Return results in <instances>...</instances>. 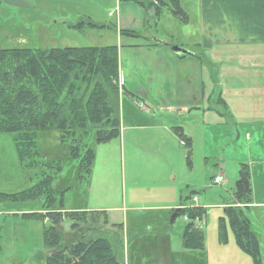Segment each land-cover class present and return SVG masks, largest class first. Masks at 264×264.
<instances>
[{"label": "crops", "instance_id": "obj_1", "mask_svg": "<svg viewBox=\"0 0 264 264\" xmlns=\"http://www.w3.org/2000/svg\"><path fill=\"white\" fill-rule=\"evenodd\" d=\"M78 1L86 2L77 0L75 4ZM180 1L189 16L185 23L175 17L169 9L164 10L157 22L140 4L114 0L113 7L105 12L106 17L114 19L112 28H103L115 30V41L111 45H118L119 48L120 80L123 86L121 92L124 94L122 96L124 119L121 122L119 136L121 137L123 131L127 130L125 134L131 131L129 136L131 144L141 142L144 146V149L142 147L144 154L132 155L131 161L150 164H156L157 160L161 161L160 169L153 168L150 173L159 172L162 177L160 198H156L158 202L153 205L127 206L126 196L124 202L118 206L88 204L87 201L84 205L81 201L80 205L65 207L62 212L81 210L89 213V217L95 212L108 213L109 210L123 213L122 221L106 224L107 229L111 225V231L122 234L123 240L121 244L119 243V249L114 246V242L112 243L119 255L120 264H233L232 258L237 261L236 264H251L246 253L243 251L241 253L238 246L236 249L233 248L235 242L231 246L229 232L228 243L218 238L214 231L210 234L207 220L200 224V227L197 226L203 232L204 244L201 248H186L183 245V230L187 222L181 226L176 237L172 236V230L181 215L180 210L184 207L200 206L207 211L214 208L213 206H218L225 212V207L233 200V193L230 194V198H224L219 202L207 198L200 199L196 195L201 187L209 186L217 174H224L225 182L226 180L228 182V177L225 164L210 165V155L203 153L205 177L203 182L199 183L198 177L192 174L194 150L199 142L186 130L200 115L203 116L204 123L218 121L219 113L216 110V102L213 101V88L207 91L205 87L207 71H213L216 65L220 67L223 64L225 69H240L242 72H245L243 69L249 68L264 69V0ZM0 2L15 8L33 10H36L39 4V0ZM74 11L83 18L90 17L96 23H108L103 18L104 21H98L101 19H96L94 13L88 9ZM20 22L19 29L23 33L22 18ZM2 23L0 17V31ZM73 24L75 23H70L69 26L74 27ZM121 29L139 31L142 32V36L124 35L121 34ZM160 30L163 34L159 33ZM36 31H40V26L36 27ZM23 37H20L18 42H25ZM174 46L188 52L177 53L172 49ZM10 47L12 46H0ZM260 76L264 77V73L257 72L256 77ZM126 93L130 95V98H126L129 101L125 100ZM211 102H213L211 106L206 105ZM126 103L128 108L125 110ZM176 127H181L182 131L191 137L190 154L176 133ZM261 161L264 162V159ZM249 170L252 200L250 203L238 205L245 210L251 220L250 216L261 215L264 211V199L260 200L258 195H255L259 190L257 185L259 178L264 179V163L252 161ZM262 185L264 186V182ZM190 191V194L183 196L182 192ZM52 192H55L53 184ZM190 195L192 196L189 197ZM30 210L32 209L29 207L15 209L20 212ZM40 210L43 214L51 211L45 208L44 200ZM7 211L13 209L9 208L8 204H0V214ZM152 228L157 229L153 231Z\"/></svg>", "mask_w": 264, "mask_h": 264}, {"label": "rangeland", "instance_id": "obj_2", "mask_svg": "<svg viewBox=\"0 0 264 264\" xmlns=\"http://www.w3.org/2000/svg\"><path fill=\"white\" fill-rule=\"evenodd\" d=\"M75 1L77 0H39L36 10L15 8V6L0 2V17L3 20L0 46L25 45L49 48L105 46L114 43V29L81 31L69 26L70 23H77L83 18L74 11L77 9L79 12L83 8L92 11L97 17L96 19H101L98 21L106 20L112 24L114 19L106 17L105 12L113 7L114 0L78 1L80 5L75 4ZM20 18L23 23V33L19 29ZM55 19L57 22H54ZM37 26H40L39 32L36 31ZM159 33L163 34L161 30ZM20 37H23L25 42H18ZM243 70L245 72L240 69H225L223 64L220 67L216 65L213 71H207L205 75L207 91L213 88V101L219 103L218 98L223 100V105L216 104L220 110L217 111L219 113L218 121L204 123L203 116L200 115L197 116L195 123L186 130L199 142L194 150L195 159L192 172L198 177L199 183H202L205 177L206 165H204L203 153L210 155V165L223 163L226 166L228 182L226 180L223 184L212 185L210 183L206 188L201 187L196 192L200 199L207 198L210 201L219 202L224 198H230V194L233 193L236 186L241 163L247 164L249 169L252 161L258 164L264 163L261 161L264 159V77H256V73H264V69ZM122 93L120 92L119 96L121 122L124 119L122 114L124 105L122 96L124 94ZM129 96L126 93L125 100H128L126 98H130ZM207 103L206 105L211 106L213 102ZM126 108H128L127 103L125 110ZM137 110L139 109L137 108ZM123 126H125L124 123ZM125 132H122L121 137L117 136L108 142L99 144L93 141L92 135L89 136L86 143L94 149L95 160L91 174L83 179L78 177L81 156L71 157L70 144L60 141L58 131L39 132V142L42 148L40 159L48 163L36 170L25 168L21 164L15 146L14 133L2 132L0 133V191L17 192L28 188L42 178L40 176L42 172L55 173L56 167L61 164L62 170L53 179L52 184L57 202L61 197L60 191L65 190L64 207L80 205L81 201L84 205L87 201L88 204L118 206L124 202L126 196L127 206L153 205L158 202L156 198L160 195L162 177L159 172L150 173L153 168L159 167L160 169L161 161L157 160L156 164L131 161L132 155L144 154V146L141 142L131 144L129 139L131 131H128L127 134ZM258 182L259 190L255 192V195H258V199L263 200L264 186L262 184L264 179L259 178ZM182 193L183 196H186L191 191ZM42 200H44V196H39L34 200L27 199L23 202L0 201V204H8L9 208L13 209V211L3 213L4 215L0 214V264H45L46 248L43 231L45 226L50 225V222L44 218L40 210ZM23 207H29L32 210L28 212L15 211V209H23ZM213 207L209 208L202 217H197L195 225L200 227L199 225L207 220L209 233L214 231L219 238V218L224 216L225 212L218 206ZM122 214L109 210L107 213L109 222L122 221ZM250 218L252 220L251 228L253 227L252 230L254 229L259 238L261 257L264 263V211L261 215H252ZM187 220V215L178 217L172 230L173 237H176L177 233L179 234L181 226ZM61 225V231L66 241L72 237L85 238L99 235L109 239L111 243L114 242V246L119 249V243L121 244V240H123L121 233L111 231V225L108 226V229L106 228L103 217L100 215L96 217L92 214L89 222L82 224V228L76 231H72L71 221L67 218ZM156 229L152 228L153 231ZM228 232L231 236L232 246L233 242L236 243L235 236L227 222V237ZM228 242L229 239L226 243ZM237 246L236 243L233 248L236 249ZM238 250L241 253L243 251L241 248ZM246 254L251 264H254L252 257L248 253ZM232 263L236 264L237 261L232 258Z\"/></svg>", "mask_w": 264, "mask_h": 264}, {"label": "trees", "instance_id": "obj_3", "mask_svg": "<svg viewBox=\"0 0 264 264\" xmlns=\"http://www.w3.org/2000/svg\"><path fill=\"white\" fill-rule=\"evenodd\" d=\"M121 1L140 4L157 22L166 9L184 23L189 19L180 0ZM73 26L81 31L112 28L110 23L99 24L90 17ZM120 32L142 36V32L134 30L121 29ZM119 96L118 45L0 48V133H14L18 158L25 168L36 170L48 163L40 159L39 132L56 130L60 141L70 144L71 157L81 156L78 177L87 178L95 160L94 149L86 143L89 136L92 135L93 141L99 144L120 135ZM218 102L223 105L221 98ZM216 110L219 112V107L216 106ZM175 131L185 141L190 154L191 137L181 127H176ZM61 170L59 164L55 173L42 172L37 183L23 190L0 191V201L44 196L45 208L51 210L43 214L50 222L43 231L45 264H120L118 253L107 238L95 235L64 239L61 231L64 219H69L72 231H76L88 223L90 217L81 210L62 212L65 190L60 191L59 202L52 192L53 179ZM238 172L233 200L225 207L224 216L219 218V238L227 241L228 222L238 246L252 257L254 264H264L259 238L252 230L245 210L238 205L252 200L249 166L241 163ZM180 211L188 217L183 245L186 248L203 247V232L195 225V220L202 217L206 209L192 206ZM94 214L102 216L105 225L109 223L106 211Z\"/></svg>", "mask_w": 264, "mask_h": 264}, {"label": "built area", "instance_id": "obj_4", "mask_svg": "<svg viewBox=\"0 0 264 264\" xmlns=\"http://www.w3.org/2000/svg\"><path fill=\"white\" fill-rule=\"evenodd\" d=\"M224 181L223 175H217L216 178L213 180L214 183H222Z\"/></svg>", "mask_w": 264, "mask_h": 264}, {"label": "water", "instance_id": "obj_5", "mask_svg": "<svg viewBox=\"0 0 264 264\" xmlns=\"http://www.w3.org/2000/svg\"><path fill=\"white\" fill-rule=\"evenodd\" d=\"M173 51L177 52V53H180V52H184V53H187L188 51L179 47V46H174L173 48Z\"/></svg>", "mask_w": 264, "mask_h": 264}]
</instances>
